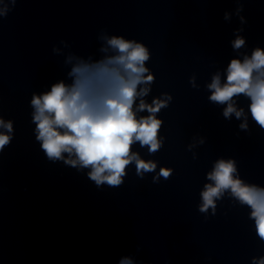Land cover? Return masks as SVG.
I'll return each instance as SVG.
<instances>
[{
    "label": "clouds",
    "instance_id": "9594fccd",
    "mask_svg": "<svg viewBox=\"0 0 264 264\" xmlns=\"http://www.w3.org/2000/svg\"><path fill=\"white\" fill-rule=\"evenodd\" d=\"M16 2L10 0L13 6ZM7 12V5L0 7V17ZM240 19L243 22V17ZM103 39L107 47L100 50L111 49L114 54L94 62L69 56V61L76 60L67 73L71 82L60 79L51 84L50 90L34 92L30 100L31 122L35 125V139L49 160H63L72 167H90L88 177L96 185L117 187L133 163L138 176L155 171L156 163L141 159L132 147L138 143L141 148L147 147L150 154L160 150L162 141L158 133L163 120L158 118V113L169 106L172 96L162 93L163 98L153 97L151 103L144 99L151 91L155 76L146 66L150 52L143 42L122 35ZM244 45L245 38L241 36L232 42L234 50ZM190 82L195 86L194 77ZM207 88L211 91L210 102L226 105L225 118L234 113L239 119L244 109H237L235 98L246 97L250 100L248 111L252 120L264 129V48L255 47L243 59L232 58L227 64L224 82L221 83L220 74L216 73ZM138 112H147V115L138 117ZM13 124L11 119L5 121L0 117V129L4 130L0 131V152L13 139ZM240 127L246 129L247 124ZM236 173L233 160H217L213 170L207 173L212 183L205 184L201 192L203 203L199 210L207 213L211 208L215 215L216 201L229 192L250 209L249 218L254 221L256 235L264 241V187L244 183ZM171 174L172 169L162 167L158 175L168 179ZM119 264L130 262L124 258ZM251 264H264V256L253 257Z\"/></svg>",
    "mask_w": 264,
    "mask_h": 264
}]
</instances>
